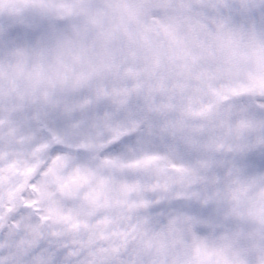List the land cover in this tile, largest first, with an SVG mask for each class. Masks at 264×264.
Wrapping results in <instances>:
<instances>
[{"label": "snow or ice", "instance_id": "obj_1", "mask_svg": "<svg viewBox=\"0 0 264 264\" xmlns=\"http://www.w3.org/2000/svg\"><path fill=\"white\" fill-rule=\"evenodd\" d=\"M0 264H264V0H0Z\"/></svg>", "mask_w": 264, "mask_h": 264}]
</instances>
